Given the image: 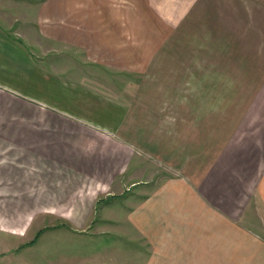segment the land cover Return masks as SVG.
Segmentation results:
<instances>
[{"label":"rangeland","instance_id":"obj_1","mask_svg":"<svg viewBox=\"0 0 264 264\" xmlns=\"http://www.w3.org/2000/svg\"><path fill=\"white\" fill-rule=\"evenodd\" d=\"M186 2L0 0V28L15 48L10 45V53L14 51L11 62L4 58L15 64L9 76L14 93H0V159L14 166L15 178L8 183L0 174V220L3 227L18 234L27 232L26 237L16 234L14 241L5 238L10 241L7 249L16 248L10 264H55L54 261L68 259L65 255L72 242L66 239L51 245L47 240L39 241L32 259L22 251L33 236L31 225L35 229L36 221L39 222L31 223L40 211L36 208L41 205L38 202L45 200L47 205H41V210L53 213L41 224L45 231H87L94 211L98 219L107 211L117 217L121 210L107 209L105 200L113 205L126 203L127 216L135 218L140 196L148 195L155 182L164 180L169 172L182 177L187 173L192 182H201L212 166L205 156L222 155L223 162L225 159L224 163L230 166L233 153H239L243 141L261 132L258 128L262 124L256 128L257 113L252 108L256 94L261 92L263 76L258 75V60L249 53L247 33H241L239 38L237 32L210 34V27L233 31V27L239 30L241 25L236 26L238 19L232 23L230 17H218V22L214 17L203 18L199 5H192L183 17ZM71 116L96 122L115 140H128L130 145L124 149L122 160L127 172L122 183L128 185L123 194L88 192L85 187L83 192L53 191L56 185L67 184L69 173L62 177L67 172L49 167L47 176L41 178L40 170L35 169L40 163L25 159L24 148L30 140H69ZM81 136L74 140H92ZM94 140L108 139L98 134ZM161 140L176 143L162 155L145 150L149 145L154 149L155 142L158 145ZM95 146L98 148L97 143ZM51 147L54 146L48 143V152ZM109 149L115 148L105 147L106 151ZM185 156L191 158L189 167L193 166L186 171ZM199 163L200 168L195 167ZM139 165L141 174H133ZM156 171L159 177L155 178ZM137 180L149 182L150 189L140 194L143 187L132 186ZM225 182L228 188L233 187L226 176ZM44 189L49 191L43 192ZM227 190L225 187V198L230 199L232 193ZM235 197L241 204L237 208L243 222L240 232L250 230L264 236V215L257 194L249 199L246 187ZM95 201L100 203L94 210L91 203ZM78 202L83 204L80 208ZM226 203L231 205L232 201L225 200ZM58 213L78 217L81 223L66 224ZM126 233V239L120 244L117 241L115 248L124 251L123 255L129 256L128 264H132L142 251H151L150 244L154 243L141 239L136 225L128 224ZM112 238L97 237L93 244L86 240L83 245L86 250L94 245L96 249L104 248L97 252L108 258L112 250L106 244L113 243ZM3 243L0 245L4 248ZM54 245L57 249L51 250Z\"/></svg>","mask_w":264,"mask_h":264},{"label":"crops","instance_id":"obj_2","mask_svg":"<svg viewBox=\"0 0 264 264\" xmlns=\"http://www.w3.org/2000/svg\"><path fill=\"white\" fill-rule=\"evenodd\" d=\"M186 1L187 9H184L183 17L187 15V11L192 5H199L200 13L204 14L203 18L214 17L213 19L218 22V17L221 20L230 17L232 23L237 22L235 19H238L236 26L241 25L238 27L239 30L236 27H233V31L225 30L223 27L221 29L210 27L208 32L210 34L237 32L238 38L241 33H247L246 40L249 53L258 60V75L263 76L261 79L264 80V0H229L231 4L228 0H190L192 3ZM209 25L212 24L209 23ZM6 35L0 28V93L5 91L14 93L11 90L13 83H10L9 77L10 71H14L12 67L15 66L14 63H9V61L11 62L10 58H14V51L10 53L12 41ZM4 52L5 54H3ZM4 58H9V61ZM263 80L260 81L263 83L261 87L259 85L261 92L259 90L256 94L257 100L254 108H252L257 113V116H254V122L256 125L262 124L260 128L258 125L256 128L262 130L258 135L255 134V136H250L248 140L243 141L239 147V153H233L234 159L230 166L224 163L225 159L223 162L222 155L220 158H206L205 156V161H212V166L207 170V174L202 177L201 182H192L191 176L187 173H184L182 177L172 172H169L164 180L156 181L155 186H152L151 189L148 186L150 185L149 182L133 181V187H143L140 194H143L144 190L150 189L149 194L145 197L140 196L141 202L139 201L135 205V213L137 214L135 218L127 216L126 203L118 202L117 205H113L112 202L105 200L103 205L107 209L115 207L121 210L116 214L117 217H112L107 211L104 212L102 218L98 219L97 213L94 211L93 216L89 217L87 225L82 223L87 226V231L83 232H75L76 230L70 232L63 228H54L51 231L43 230L41 224L46 221L47 215L53 213L41 210V205H47L45 200H42V202H38L41 205L36 206V208H40V211L34 214V220L31 223H34L35 220H39V222L36 221L35 229H32L31 225L30 229L33 231L31 235L33 236L22 251L29 254V258L32 259L34 251L36 252V248L40 245L39 241L47 240V243L51 245L54 241L59 242L61 239H66L72 242L71 249H67L70 252L65 255L68 259L59 262L54 261L55 264H128L129 256L123 255L125 252L115 248V246H118L117 241L120 244L126 239L127 226L132 224L139 229L140 235L143 236L141 239L152 240L154 243L150 244L151 251H142V254L137 256L132 264H264V236L250 230L240 232L239 225L243 222H241L237 208L241 207V204L235 197V193H240L247 187L249 199L252 194H257V203H259L261 214L264 215ZM58 112L61 113L60 110ZM126 114L127 112H124V115ZM71 118L73 119L71 120L72 124L69 122L68 125H71L72 135L70 134L69 140L62 139L57 140V142L30 140L29 146L24 148L25 159L40 163L35 169L40 170L39 176L41 178L47 176L49 167L67 172V174L63 173L62 177H66L69 173L71 177L67 184L56 185L57 188L52 189L53 191L83 192V187H85L84 190L88 192L99 191L101 194L119 192L123 194L128 185L122 183L126 181L127 172L122 168V160L125 154L124 149L130 145L128 140H115L111 132H107L105 128L90 119L72 116ZM98 134L108 140H94ZM81 135L92 140H74L75 136L82 138ZM119 136H121V132ZM48 143L54 146L50 148V152L47 151ZM96 143L98 148L95 146ZM175 143L171 140H161L158 145L155 142L154 149L150 148L151 145H149L145 147V150L154 155H162V151L170 152L167 150H170V146L175 145ZM111 146L115 149L105 150V147L111 148ZM181 154L183 156L184 150L181 151ZM168 155L167 158H170L171 154ZM49 158L51 165H49ZM137 158L140 157L137 156ZM141 159L143 158L141 157ZM190 160L189 156L184 157L185 171L193 168V166L189 167L192 163ZM200 165L199 163L195 167L200 168ZM14 171V166L0 159V174L8 183L11 182V179L12 182L14 181ZM141 172L142 167L139 165L135 167L132 173L140 175ZM225 176L233 183L232 188H228ZM156 177H159L157 171L155 172ZM158 183H162V185ZM92 186H97V189L91 188ZM225 187L228 189L226 193H232L230 199L225 198ZM14 189L12 188V191ZM7 190L10 192L11 188H7ZM38 191L42 190L39 189ZM47 191L49 189L43 190V192ZM89 198L93 199L94 197L89 196ZM225 200L232 201L231 205L228 203L224 205ZM89 201L87 202L89 203ZM98 204L95 201L94 204L91 203V207L95 210V205ZM76 205L80 208L83 204L78 202ZM242 208L244 209L245 206ZM146 209H150V211L145 212ZM58 214L57 216L65 220L66 224L80 225L81 223L78 217L63 213ZM28 224L30 225V221ZM65 227L68 226L65 225ZM26 233L20 232L18 234L14 230L5 228L0 220V244L5 241L4 248L2 247L4 243L2 246L0 245L2 248L0 250V264H10L11 261H14L11 258L16 255L14 246L7 249L10 241H6L5 238L14 241L17 239L15 238L16 234L26 237ZM104 236L105 238L111 236L113 237L111 240L114 241L106 244L112 250L108 258L105 253L99 254L97 252L104 248L96 249L94 245L93 249L88 248L86 250L83 245L86 240H88L87 243L93 244L97 241V237ZM53 247L50 249H57L55 245ZM99 256L104 259H98ZM44 264L51 263L49 261Z\"/></svg>","mask_w":264,"mask_h":264}]
</instances>
